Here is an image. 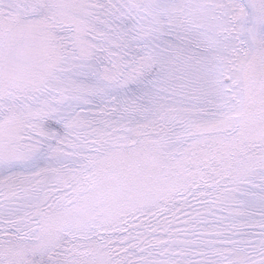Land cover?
<instances>
[{"label": "snow or ice", "instance_id": "1", "mask_svg": "<svg viewBox=\"0 0 264 264\" xmlns=\"http://www.w3.org/2000/svg\"><path fill=\"white\" fill-rule=\"evenodd\" d=\"M0 264H264V0H0Z\"/></svg>", "mask_w": 264, "mask_h": 264}]
</instances>
